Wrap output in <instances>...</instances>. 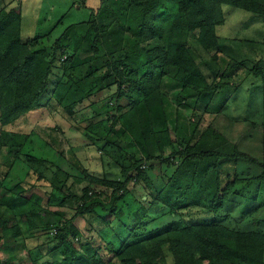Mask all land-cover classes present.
I'll use <instances>...</instances> for the list:
<instances>
[{"label": "rangeland", "instance_id": "rangeland-1", "mask_svg": "<svg viewBox=\"0 0 264 264\" xmlns=\"http://www.w3.org/2000/svg\"><path fill=\"white\" fill-rule=\"evenodd\" d=\"M7 1L16 3L15 0ZM82 1L85 5L80 8ZM117 1L122 4V17L108 23V19L113 17L103 0H79L62 23H57L58 26L54 28L56 30L48 34L55 23L73 6V0H19L23 12L24 40L34 38L37 34V31H34L37 21H44L38 28V34L43 33V37L36 44L33 43V49L44 48L50 51L56 39L73 23L87 21L80 34L87 33L94 20L99 28L108 26L105 30L98 29L99 36L95 39L97 51L81 57L82 61L87 58L92 60L88 64H74V69L72 67V70H68V80L79 82L77 85L82 83L84 88L94 83L96 93L80 102L71 116L64 109L68 101L65 105L54 102L55 105L47 114L28 115L15 126L0 127L1 131L29 133L28 139L24 141L23 154L36 156L44 161L43 164L29 163L21 155L16 160L11 159L10 164L4 150L0 156V180L5 181V185L0 189V198L19 183L27 191L25 196H40L42 206L50 210L53 216L49 226L43 224L35 228L29 224L31 218L15 217V214L8 213L4 207L0 208V216L2 215L3 219L10 217L6 225H0V262L58 264L64 259L69 244H74L80 252L94 247L101 253L109 254V245L119 250L124 242L127 245L140 242L147 251L154 250L159 260L171 263L173 260L168 251L169 247L160 246L153 240L161 238L167 227H184L191 217L185 219L180 217L181 210L174 212L165 205L154 206L152 203L157 193L181 165L183 158L175 159L174 154L184 151L188 144L194 146L202 139L203 133L210 122L215 120L221 106V112L228 120H216V132L227 141L231 138L230 144L238 146V149L254 151L252 154L259 162L264 158V150L260 148L263 132L259 127L264 123V111L258 104L263 96L264 83L261 78H254L250 71L258 60L264 59V16L224 5L222 9L225 23L217 28L216 33L221 45L226 46L220 50L222 52L218 57L219 61L213 62V56L198 43L196 33L188 34L187 45L201 70L211 77L210 82L213 79L214 83H219L227 91L225 97L216 100L209 109L201 107L197 104L194 91L183 89L170 75L163 76L159 90L169 123L168 129L175 143L163 150H159L156 143L151 144L154 151L153 161L143 164L142 173H134L125 196H116L118 202L113 214L103 211L100 207L94 212L78 215L79 207L75 201L69 200L70 195L83 197L88 190L91 191L89 196L99 195L101 201L108 206L112 201L114 186H101L96 182L123 183V170L132 164L133 159H144L132 133L136 126L135 120L130 118L134 112L133 109L129 110L130 100L127 96L118 98L121 74H130L128 59L135 57L139 47H166L172 37L178 36L177 32L166 31V28L162 27L165 30L162 37L139 45L135 37L137 19L133 17L134 8L131 7L130 0ZM8 6L13 7L11 4ZM101 7L104 8V13L96 16V11ZM125 15L127 18H123ZM65 53L68 58L76 56L71 50ZM74 61L75 58L71 63ZM239 63H242L241 67L234 69L233 66ZM66 77L67 74L64 76L62 69L53 70L49 78L48 92L42 97L43 104L51 101L55 86L62 80L66 81ZM95 78L102 79V84L96 87ZM139 114L144 113L140 111ZM161 130L163 129H155ZM210 139L213 141V138ZM149 141L146 140V148L151 143ZM244 169L245 166L240 164L239 170ZM221 172L223 175L228 172L230 174L231 169L225 165ZM241 185H244L243 182H240L239 188ZM241 191L243 194H239L246 195V198H251L252 195L263 196L262 190L257 189V186L248 189L243 186ZM246 204L245 201L237 200L236 206L232 208V225L234 228L239 227V230L245 226L251 227L253 221L264 220V208L250 213L244 208ZM141 207L147 208L148 213L134 230V238L130 236L131 226L136 224L135 214ZM190 208L191 210L187 211L188 216H202V208ZM245 211L247 215L249 213V218L241 220V217L247 216ZM117 213L123 215L117 217ZM66 221H72L79 235L76 238L69 236L62 246L57 240V234ZM15 226L20 229L19 236L13 235Z\"/></svg>", "mask_w": 264, "mask_h": 264}, {"label": "trees", "instance_id": "trees-1", "mask_svg": "<svg viewBox=\"0 0 264 264\" xmlns=\"http://www.w3.org/2000/svg\"><path fill=\"white\" fill-rule=\"evenodd\" d=\"M78 1L73 0L72 8ZM83 4L85 5L83 1L80 2L79 7L82 8ZM103 4L108 5L113 17L111 20L108 19V23L122 17L120 10L122 4L117 0H103ZM130 5L134 8L133 17L137 19L135 37L139 45L162 37L163 31L165 32L162 27L166 28V31L177 32L178 36L172 37L166 47L160 45L139 47L135 57L132 60L128 59L130 74L127 76L121 74L118 98L127 96L130 100L129 110H134L130 118L135 120V126L138 128L137 131L136 128L132 130V133L144 159H133L132 164L123 170L125 178L123 183L96 182L101 186H114L112 201L108 206L101 201L99 195L93 196L91 193L92 195L89 196L91 191L88 190L83 197L70 195L69 200L75 201L79 207L78 215L94 212L100 207L103 211L113 214L118 202L116 196H125L134 173H142L143 164L153 161L154 151L151 144L156 143L158 149L163 150L175 143L168 129L169 123L159 90L163 76L170 75L183 89L194 91L197 95V104L208 109L210 105L216 103V100L227 94L219 83H214L213 79L210 82L211 77L204 74L190 54L187 45L188 34L196 33L200 46L213 56V62L217 63L222 52L221 48L226 46L221 45L216 33L217 28L225 23L222 6H231L264 16V0H130ZM101 8L96 11V16L104 13L102 12L104 8ZM68 15L69 12L63 15L58 23H62ZM22 17V9L18 6H7L0 10L1 128L15 126L28 115L47 114L55 105L54 102L65 105L68 101L64 109L71 116L80 102L97 92L94 83L84 88L82 83L77 85L76 83L79 82L68 80V70H72L74 64H88L92 60L87 58L86 61H82L81 57L97 51L95 39L99 36L98 29L105 30L108 25L99 28L94 20L87 33L80 34L87 21L73 23L56 39L52 49L47 51L44 48L33 49L42 37L23 39ZM122 27L124 28L123 25ZM84 44L86 45L83 46ZM68 50L73 51L76 56L68 58L65 53ZM65 56L66 58L63 59ZM73 58L76 63L75 61L71 63ZM241 65L242 63H239L233 67L239 69ZM54 69H62L64 76L67 74V79L55 86L50 97L51 101L43 104L42 97L48 92L49 78ZM250 71L254 78H261L264 83V59L258 60ZM102 81L95 78L96 87L102 84ZM222 109L221 106L215 120L210 122L203 133L202 139H199L194 146L188 144L184 151L174 154L175 159L183 158L181 165L154 197L152 205H165L174 212L181 210L180 217L185 219L191 217L184 227H167L161 238L153 240L160 246L169 247L168 251L173 260L169 264H264V220L253 221L254 226L251 225L249 228L245 226L241 230L232 225V208L236 206L237 200L249 203L244 205V208L250 213L264 208V158L259 162L252 154L254 151L238 149V146L230 144L231 138L227 141L216 132L214 125L216 120H228L221 112ZM140 111L144 114L140 115ZM251 125L256 127L254 124ZM259 127L263 132L260 148L264 150V123ZM155 129L163 130L155 131ZM28 135L29 133L0 130V156L6 150L9 163L11 159L16 160L23 155L29 163L43 164L42 159L23 154L24 141L28 139ZM210 138H213V141ZM146 140L151 141L148 148L145 147ZM240 164L246 169L240 171ZM225 165L230 167V174L228 172L223 175L221 172ZM240 182L244 185L239 188ZM4 185L5 181L0 180V189ZM243 186L247 189L257 186V189L262 190L263 196L250 194L251 198H246V195L239 194H243L241 191ZM26 192L21 184H15L7 195L0 198V208L4 207V210L15 214V217L31 218L29 224L35 228L43 224L49 226V221L53 217L52 212L42 206L40 196H25ZM190 207L193 210L202 208L204 211H201L202 216H193V214L188 216L187 211L191 210ZM147 210L141 207L136 212L137 222L131 226L130 236L135 238L134 230L142 223L148 213ZM246 211L245 215H247ZM121 215L123 213H117V217ZM247 217L249 218V213L246 217H241V220ZM3 218L1 215V226L6 225L10 217ZM13 230V235H20L19 227L15 226ZM71 235L72 238H76L79 232L75 231L72 221H66L65 226L57 234V240L63 246ZM107 249L109 254L101 253L94 247H88L86 251L80 252L74 244H69L64 259L58 264H167L157 258L158 254L154 250L147 251L140 242L128 245L124 242L119 250L109 245ZM0 264H9V261Z\"/></svg>", "mask_w": 264, "mask_h": 264}, {"label": "crops", "instance_id": "crops-1", "mask_svg": "<svg viewBox=\"0 0 264 264\" xmlns=\"http://www.w3.org/2000/svg\"><path fill=\"white\" fill-rule=\"evenodd\" d=\"M15 2H16V3L14 4V3L10 2V1H7V0H0V10L3 9L4 7H7L9 4H11V6L13 5V7L18 6L20 9H22L21 4H19V0H15ZM17 3H18L19 5H18ZM72 9H73V8H72V6H71L70 9H69V11H67L65 14H68V12L70 13ZM22 13H23V12H22ZM65 14H64V15H65ZM43 22H44V21H43ZM43 22H42L41 19L37 21V24H36L37 27L34 29L35 32L37 31V34H35L34 38H37V37H40V38H41V37H43V33H39V34H38V30H39L38 28H39V26L41 25V23H43ZM45 23H46V24L49 23V25H51V23L48 22V21H47V22L45 21ZM57 23H58V22H56L55 24L57 25ZM56 25H54V26H53V27H52L47 33H48V34L51 33V31L54 30V28L56 27ZM55 30H56V29H55ZM55 30H54V31H55ZM47 33H44V34L46 35ZM50 36H51V35H50ZM263 96H264V95H263ZM263 96H261L260 101L258 102V104L260 105L261 108H263V104H261L262 101L264 100V99H263ZM5 262H6V261H5Z\"/></svg>", "mask_w": 264, "mask_h": 264}]
</instances>
